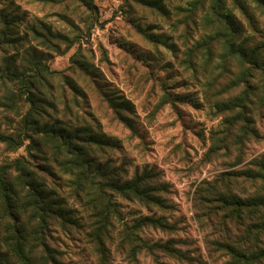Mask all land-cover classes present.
<instances>
[{"label":"trees","instance_id":"1","mask_svg":"<svg viewBox=\"0 0 264 264\" xmlns=\"http://www.w3.org/2000/svg\"><path fill=\"white\" fill-rule=\"evenodd\" d=\"M78 1L86 13L87 32L103 27L92 1ZM124 1L131 17L149 9L163 20L171 19L172 31L184 30L183 40L200 31L185 47L182 60L193 70L201 62L204 72L209 66H214L210 73L219 71L203 84L210 113L220 118L209 132L205 157H228L234 152V165L242 164L246 142L258 138L254 119L264 115V0ZM156 29L143 30L147 43L155 50L161 46L173 50L163 34L151 33ZM75 42V35L53 30L41 18L30 16L18 1L0 0V114L7 121L8 116L20 118L10 133H0V144L7 151H25V156L0 165V264H63L56 231L82 236L98 264L110 263L113 241L118 250L127 247L132 258L141 250L158 248L189 259L169 242L150 245L140 238L138 229L143 226L172 229L161 219L123 222L116 197L161 209L167 207L161 196L164 187L156 184L151 169L128 178L124 168L111 164L108 155L118 149L119 141L101 131L87 110L83 87L50 70L36 54L37 47L64 54ZM71 63L85 78L96 77L88 62L72 56ZM56 78L58 86L63 80L61 93L54 92ZM216 83L218 88L210 95ZM107 95L117 119L132 129L124 115L132 105ZM186 101L190 100L185 95H167L163 103ZM192 204L198 223L208 227L213 237L207 245L221 260L264 264L262 156L201 183Z\"/></svg>","mask_w":264,"mask_h":264},{"label":"rangeland","instance_id":"2","mask_svg":"<svg viewBox=\"0 0 264 264\" xmlns=\"http://www.w3.org/2000/svg\"><path fill=\"white\" fill-rule=\"evenodd\" d=\"M17 1L30 16L41 18L53 30L77 37L78 42L64 54L39 47L36 54L42 55L50 70L69 76L83 87L87 110L105 135L119 141L118 149L108 155L111 164L124 168L128 178L151 169L156 184L164 187L161 196L167 207L161 209L145 208L116 197L123 222L131 224L141 217L161 219L172 229L143 226L138 229L140 238L150 245L169 242V246L189 258L173 256V252L158 248L141 250L132 258L127 247L118 250L113 241L109 264H226L207 245L213 237L208 227L197 221L193 193L201 183L212 181L220 173L239 169L255 157L264 158V115L254 119L258 138L246 142L242 164L234 165V152L228 157L221 155L210 160L205 157L209 132L219 125L220 118L210 113V105L203 97V84L216 78L219 71L210 73L214 66H209L204 72L201 62V67L193 70L192 65L182 60L185 47L191 46L200 31L183 40L181 27L172 31L171 19L163 20L152 10L139 8L147 12L140 11L131 17L126 13L124 0H91L103 27L94 26L87 32L83 23L86 13L78 0ZM153 27L158 29L151 33L163 34L173 44V50L163 46L155 50L147 43L143 30ZM72 56L88 62L96 70V77L85 78L71 63ZM59 84L60 79L56 78L54 92H62L63 80ZM217 88L216 83L209 94L213 95ZM107 94L132 105L130 113L124 112L132 129L117 119L105 100ZM167 95L172 98L185 95L190 101L163 103ZM7 118L8 121L0 114V133H10L20 121L17 116ZM19 156H25L24 148L7 151L0 144V165ZM56 232L63 264H98L82 236Z\"/></svg>","mask_w":264,"mask_h":264}]
</instances>
